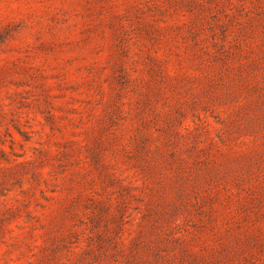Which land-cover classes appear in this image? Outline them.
I'll use <instances>...</instances> for the list:
<instances>
[{"label":"rangeland","instance_id":"374dc122","mask_svg":"<svg viewBox=\"0 0 264 264\" xmlns=\"http://www.w3.org/2000/svg\"><path fill=\"white\" fill-rule=\"evenodd\" d=\"M0 264H264V0H0Z\"/></svg>","mask_w":264,"mask_h":264}]
</instances>
